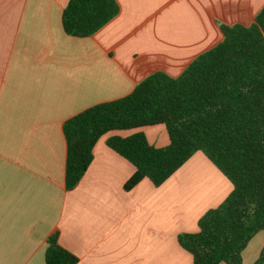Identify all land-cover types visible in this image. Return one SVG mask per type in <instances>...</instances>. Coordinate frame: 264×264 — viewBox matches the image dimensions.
I'll list each match as a JSON object with an SVG mask.
<instances>
[{"label": "crops", "instance_id": "1", "mask_svg": "<svg viewBox=\"0 0 264 264\" xmlns=\"http://www.w3.org/2000/svg\"><path fill=\"white\" fill-rule=\"evenodd\" d=\"M68 1L0 0V264H44L55 232L77 264H192L177 237L198 232L232 191L229 180L195 152L160 186L145 178L125 191L135 169L105 142L142 133L167 146L155 125L100 137L66 190L63 124L154 72L177 77L221 41L220 25L252 24L264 0H115L118 14L88 37L64 33ZM252 244L264 245V230L241 264L258 257Z\"/></svg>", "mask_w": 264, "mask_h": 264}, {"label": "trees", "instance_id": "2", "mask_svg": "<svg viewBox=\"0 0 264 264\" xmlns=\"http://www.w3.org/2000/svg\"><path fill=\"white\" fill-rule=\"evenodd\" d=\"M118 12L115 0H69L63 31L91 36ZM219 29L221 41L177 77L154 72L125 97L94 105L63 124L66 190L85 173L100 137L155 125L165 127L167 146L149 145L142 133L105 142L135 169L125 191L145 178L160 186L195 152L229 180L232 191L198 220V232L177 237L192 264H241L243 250L264 230V6L252 24ZM57 239L56 232L47 239L44 264H77ZM263 263L264 245L253 264Z\"/></svg>", "mask_w": 264, "mask_h": 264}, {"label": "rangeland", "instance_id": "3", "mask_svg": "<svg viewBox=\"0 0 264 264\" xmlns=\"http://www.w3.org/2000/svg\"><path fill=\"white\" fill-rule=\"evenodd\" d=\"M258 240L257 241H259V239L260 238H257ZM262 247H263V245H261ZM255 247V244H252L251 246H250V248H249V252L250 253H256V257L257 256H259V253H260V251H261V249H262V247ZM258 258V257H257ZM256 258V259H257ZM253 264V263H252Z\"/></svg>", "mask_w": 264, "mask_h": 264}]
</instances>
